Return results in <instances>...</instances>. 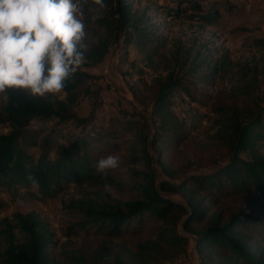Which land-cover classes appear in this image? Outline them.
<instances>
[{"label": "trees", "instance_id": "16d2710c", "mask_svg": "<svg viewBox=\"0 0 264 264\" xmlns=\"http://www.w3.org/2000/svg\"><path fill=\"white\" fill-rule=\"evenodd\" d=\"M150 1L104 0L100 7L81 0L86 60L66 81L64 97L3 94L0 189L12 201L53 199L71 184L93 190L69 203L75 221L64 240L36 212L1 220L0 264H168L191 245L198 264H264V38L250 60L235 62L211 41L170 39ZM190 3L187 11L212 22ZM180 5L165 13L180 16ZM115 45L125 58L131 45L140 53L146 71L132 66L145 83L128 85V94L150 120L119 119L101 133L71 108L96 80L84 68L100 65ZM197 85L224 86L208 107L214 127L203 133L175 101L183 90L199 102ZM136 128L129 162L142 170L127 187L93 165L117 156L118 140Z\"/></svg>", "mask_w": 264, "mask_h": 264}, {"label": "rangeland", "instance_id": "374dc122", "mask_svg": "<svg viewBox=\"0 0 264 264\" xmlns=\"http://www.w3.org/2000/svg\"><path fill=\"white\" fill-rule=\"evenodd\" d=\"M192 1L201 6L202 13H209L212 16V22L206 23L200 20L198 15L187 11ZM179 2L182 9L180 16L171 17L165 13L169 9H175ZM149 4L151 15L158 23H162L164 33L170 39L187 41L197 38L211 41L216 47L228 51L235 62L250 60L256 53L254 43L264 38V0H151ZM189 15L195 16L189 19ZM121 48V45L113 46L100 65L84 68L96 77V80L90 86L91 93L80 95L77 104L71 108L78 118L88 119V128L94 126L101 133H104L103 130L113 121L119 119L124 118L128 121L133 118L142 124L150 120L149 112H144L138 107L128 94V85L139 83L143 86L145 83L132 66L134 64L136 69L145 70L139 63L140 53L135 45H131L128 47L129 55L125 58ZM146 75L147 82H150V75L148 73ZM223 87L222 85L191 86L199 102H193L183 90H180L175 100L177 112L181 116H188L191 120L196 118L199 132L210 131L214 127V119L208 114V107L211 99ZM54 96L64 97L60 93ZM3 98L4 95L0 94V104ZM54 124L56 121L45 126L33 124L32 129L49 128ZM138 130L139 128H136L135 134H128L122 140H118L121 144L117 155L120 160L119 167L110 170L111 174L127 187L136 183L133 171L142 170L141 165L135 166L129 162L133 158L130 148ZM91 189L87 185L81 188L71 184L55 198L44 201L30 198H19L12 201L9 195L0 189V221L5 218L11 219L17 212L23 214L36 212L50 225L56 234V239L64 240L68 227L72 226L75 221L68 209L69 203L73 199L80 198L83 193L91 192ZM168 264H198L193 246H190L187 254Z\"/></svg>", "mask_w": 264, "mask_h": 264}, {"label": "clouds", "instance_id": "9594fccd", "mask_svg": "<svg viewBox=\"0 0 264 264\" xmlns=\"http://www.w3.org/2000/svg\"><path fill=\"white\" fill-rule=\"evenodd\" d=\"M94 2L105 6L104 0ZM86 35L81 0H0V94L10 89L34 97L61 93L85 63ZM119 163L118 156L107 155L93 167L107 175ZM26 178L39 186L32 175Z\"/></svg>", "mask_w": 264, "mask_h": 264}]
</instances>
